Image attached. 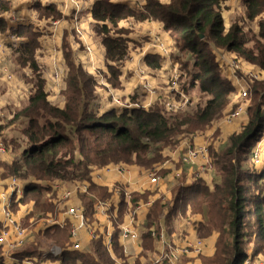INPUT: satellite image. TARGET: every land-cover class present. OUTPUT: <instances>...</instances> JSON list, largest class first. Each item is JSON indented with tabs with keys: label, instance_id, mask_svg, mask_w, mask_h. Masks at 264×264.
Wrapping results in <instances>:
<instances>
[{
	"label": "crops",
	"instance_id": "1",
	"mask_svg": "<svg viewBox=\"0 0 264 264\" xmlns=\"http://www.w3.org/2000/svg\"><path fill=\"white\" fill-rule=\"evenodd\" d=\"M2 1L7 2L9 8L0 12V125L5 128L0 134V141L6 148V154L0 155V233L2 229H8V244L18 241L16 228L26 230L27 237L26 245L22 246L24 248L16 250L13 257L24 256L22 253L39 255L48 248L42 245V238L57 246L49 235L53 232H69L74 221L67 211L74 207L84 211L86 222V227L79 230L83 245V251L80 253L90 251L92 242L96 241L90 236L92 229L99 238L108 241L109 246L105 248L114 264H170L163 260V256L170 252L178 256L175 264H214L212 261L216 254L219 234L214 231L208 235L200 234L199 227L206 223L201 214L188 210L185 215L178 213L177 217L166 220L168 209L174 202L176 186L189 187L201 181L212 190L214 185L220 182L214 166L210 173H203L202 178H199L201 172L198 171L197 165L201 164L200 161L183 165L179 156L172 154L181 147L180 140L173 148H163V160L150 169L124 164H110L109 171L103 170L104 167L94 168L86 180L89 182L87 194H72L67 201L62 199L63 192L72 190L74 181H21L16 178L18 187L14 191L10 186L12 177L3 167L4 164H11L16 157L12 143L20 139L15 138L17 132L23 133L27 126L24 117L15 119L14 115L28 105L39 81L44 82L47 101L52 106L63 108L70 72L69 63L81 66L93 77L99 116L109 111H124L119 106L110 104L111 97H117L122 104L127 102L124 105H130V97L135 93L138 95L136 103L153 102V105L158 107L161 104V91L151 94L145 91V88L159 87L162 82L164 86L168 79L178 85L173 98L179 100L180 96H184V101L178 104L175 113L182 111L187 104L192 105V99H187L180 84V59H183L184 54L175 56L174 42L164 31V23L153 20L136 21L131 16L115 18L112 21L107 18L97 21L93 17L95 0H76L77 8L73 6L72 0H0ZM171 1L106 0L108 4L124 7L134 13L142 12L151 2L168 5ZM244 1L220 0L224 33H227L231 24L240 17L239 12L242 11ZM76 27L81 28L82 37L75 34ZM101 27H105L108 33H97L96 30ZM13 30L17 31V35ZM104 38L125 44L123 60L115 62L106 59ZM29 44H34L33 59L37 72L31 69L29 63L19 60L22 51ZM154 59L159 67L156 70L150 66ZM221 59L222 55H215V62L220 65L221 74H229L231 77L232 74L227 68L230 63ZM223 63L225 69L222 67ZM112 73L116 75L115 84L110 81ZM233 95H236L235 89ZM229 107L230 102L221 110L223 117L212 120L203 130H216V138L221 140V145H226L232 134L239 133L234 131L238 122L225 120ZM196 141L200 143L201 138ZM210 151H213V147ZM255 151H259L258 167L261 171L264 168V144L260 149L257 145L253 146L251 154ZM210 159L212 160L211 156ZM248 163L251 167L250 161ZM115 165L123 166V172L118 173ZM149 170L155 171L159 178V184L155 188L149 183ZM99 176L101 179H98ZM31 183L42 188L45 193H42L39 204L35 199L26 198V186ZM104 200H111L113 205L105 216L96 213L94 208L96 202ZM169 200V207H164ZM146 203L150 205L137 214L133 222L134 227L130 226L136 230L138 238L133 241L121 239L119 225H129L128 214L132 207ZM156 203L161 204V212L153 225L147 228V217ZM114 237L116 238L113 242ZM198 241H201L200 247L197 246ZM63 242L65 247L68 246L69 237L65 236ZM187 243L190 244L189 253L183 254L182 250L186 249ZM252 252L251 246L244 264H264V248L255 256H252Z\"/></svg>",
	"mask_w": 264,
	"mask_h": 264
},
{
	"label": "trees",
	"instance_id": "2",
	"mask_svg": "<svg viewBox=\"0 0 264 264\" xmlns=\"http://www.w3.org/2000/svg\"><path fill=\"white\" fill-rule=\"evenodd\" d=\"M244 5V15L248 19L263 13L264 0H245ZM8 8L7 2H0V12ZM52 12L55 13L54 10ZM123 16H131L136 21L164 23V31L174 42L175 56L184 54L180 59L181 81L185 77L188 81L186 73L193 67L202 71L197 80L189 79V84H197L201 95L210 96L205 106L199 112L166 113L158 106L148 111L140 108L119 114L109 111L99 116L93 77L81 66L69 63L63 108L52 106L47 101L44 82L39 81L28 105L15 113L14 118L24 117L27 126L22 139L12 143L16 157L11 164L3 165L10 177L21 181H86L94 168L110 164L150 169L163 160V148L173 146L174 137L181 134L184 127L202 128L228 105L234 86L219 75L214 49L232 50L264 70V20L259 22V33L257 37L254 35L253 47L247 49L244 46L246 35L236 23H232L224 33L220 0H172L168 5L151 2L139 13L113 6L106 0H95V20L107 18L112 21ZM13 31L17 35V31ZM96 31L108 33L105 27ZM26 34L30 35L29 32ZM104 45L107 60L118 62L124 59L122 41L112 42L104 38ZM33 52L34 44H29L19 60L29 63L37 72ZM155 62L154 59L150 63L154 70L159 68ZM115 79L116 75L112 73V84H115ZM262 90L264 87L253 86L254 99L248 108V125L239 134L229 137L220 155H214L213 166L220 178L219 184H215L212 190L201 181L189 187L176 186L173 205L166 214L167 221L177 217L178 213L185 215L188 210L205 218V225L199 227L200 234L208 235L212 231L219 234L214 264H244L249 247L253 248L252 256L264 248V168L256 172L248 163L251 148L264 133ZM137 97L135 93L130 101L138 102ZM4 129L0 125V134ZM41 189L36 184H28L27 200L35 199L39 204L43 196ZM161 209L159 203L153 206L147 217V228L157 220ZM247 217L253 221L254 242L245 247L242 230L247 226ZM68 235V231L53 232L49 237L57 246L65 247L63 239ZM61 259L63 264H114L101 240L92 242L90 251L86 253L64 252Z\"/></svg>",
	"mask_w": 264,
	"mask_h": 264
},
{
	"label": "built area",
	"instance_id": "3",
	"mask_svg": "<svg viewBox=\"0 0 264 264\" xmlns=\"http://www.w3.org/2000/svg\"><path fill=\"white\" fill-rule=\"evenodd\" d=\"M74 7H78V2L73 1L72 2ZM232 65V64H231ZM233 67V65H232ZM233 84L234 89L236 90L237 94H243V96H246V93L248 91V85L245 82H238L236 78H233ZM175 85V84H174ZM114 105L119 106V108H122V110H131V109H143L145 111H148L147 106L143 104H130V105H124L120 102V100H113ZM176 107H173V105L170 102H167L165 107H162V111L166 113L175 112ZM123 111H117L116 113H121ZM242 109L236 110L233 112L229 119H236L241 115ZM261 137L263 138L262 143H264V133H262ZM197 139L195 137H191L189 139L182 140L181 147L179 150L174 151L172 154H177L179 156L180 162L183 165H191L194 164V162L200 161L201 164L197 165L198 171L201 172L199 175V178H202L203 173H210L211 170H213V161L210 159L209 152L210 148L213 147L210 143L202 141L200 143H197ZM261 141V140H260ZM260 146V143L258 144ZM257 147L260 149V147ZM258 153L259 151H255L252 153V159L256 161L258 159ZM6 154V148L3 145V143L0 141V155ZM111 165L104 166L103 170L109 171ZM115 169L118 173H122L124 170L123 166L115 165ZM254 171L259 172L260 169L256 168ZM149 183L152 185V187H157L159 184V178L155 171L149 170L147 172ZM98 179H101V176L98 177ZM10 186L14 188V191H16L18 187V182L16 178H11L10 180ZM89 188V182H72V190H67L63 192L62 199L64 201H67L72 194H87ZM150 203L146 204H136L132 207L131 211L128 214V222L129 225L126 224H120L119 225V235L120 238L123 240L133 241L138 238L137 232L135 229H131L130 226L134 227V221L137 216V214L145 207H148ZM113 205L111 200H104V201H98L95 204V212L98 214L108 215V211L112 209ZM68 214L71 216L72 220L74 221V224L70 226L69 229V244L68 246L64 248H59L57 246H51L48 250H43L40 252L39 255H28V256H21V257H13V255L16 252V248H20L23 246L25 238H26V230L16 228V234L18 241L15 244H8L6 238L8 237V229L4 228L1 230L0 233V247H5L3 249V252L0 256V264H63L61 256L64 252H82L83 251V245L82 240L79 235V230L86 227L85 222V216L84 211L80 208H74L71 207L68 209ZM10 218V217H9ZM90 236L93 240L101 239L99 238V235L94 232L92 229L90 231ZM107 237V235L105 236ZM102 240V239H101ZM104 246L108 248L109 244L108 241L102 240ZM197 246H201V241H198ZM190 244H186V249L182 250V253H189ZM163 260H166L170 264H175L178 261V256L170 252L169 254H166L163 256ZM161 261V260H159Z\"/></svg>",
	"mask_w": 264,
	"mask_h": 264
},
{
	"label": "rangeland",
	"instance_id": "4",
	"mask_svg": "<svg viewBox=\"0 0 264 264\" xmlns=\"http://www.w3.org/2000/svg\"><path fill=\"white\" fill-rule=\"evenodd\" d=\"M76 1V0H72ZM77 2V1H76ZM245 5L242 7V11L239 12L240 17L238 18V20L235 22L237 24V26L245 33V37H244V46L247 49H250L253 47V40H256V37L259 33V22L261 20H264V10L263 13L261 14L262 16L255 17L253 19H248L245 15ZM263 17V18H262ZM75 34H78V36L82 37L83 32L81 30V28L76 27L74 28ZM256 37H255V36ZM125 45V44H124ZM215 51V55H219L223 57V60H227L230 65L227 67L229 69V72H231L232 76L229 77V74H221L220 72V65H217V70L219 72V75L224 78L225 80H233V78H236V80L238 82H245L248 85V91L246 93V96H243V94H237V95H233L230 94L229 95V102H230V107L228 109V111L225 113V120L231 123L234 122H238V126L236 129H234V131L236 132H242V130L248 125L249 123V112H248V108L251 107L253 105V99H254V91H253V86H257L259 87H264V70H261L260 68L256 67L255 65L250 64L249 62L245 61L244 59H242L241 57H239L236 52L223 48V49H214ZM233 67H232V65ZM227 66V65H226ZM222 67L225 69V63L222 64ZM202 71H200L199 69L196 68H192L191 72L188 71L186 73L188 81L186 82V77L183 80L182 83V89L185 92V95L187 96V99L189 100L192 99L191 104L189 105L187 104L185 107H183L182 111H201L202 108L205 106L206 104V100L209 99L210 96H205V95H201L199 93L198 90V85L197 84H189V79L193 78L196 79L199 78L200 74ZM212 72H214V70H212ZM231 78V79H229ZM232 82V81H231ZM162 87V88H159ZM159 87H149L145 88L148 93L151 94H158L157 91H161V94L159 96L160 102L161 104H159L160 107H165L167 102H170L173 107H178V104L182 103L184 101V96H180L179 100H176L173 98V94H175L178 90V85H174L173 84V80L172 79H168V81L164 84L163 86V82ZM264 94V90L261 91L260 95ZM113 100H118L117 97H111V99L109 100L110 104L114 103ZM231 100V101H230ZM121 102V101H120ZM124 104H127V102H125ZM134 104V103H132ZM144 105L147 106L148 108L150 107L149 110L155 109L157 108L155 105H153V102L150 103H145ZM262 107L264 109V99L262 101ZM155 106V107H154ZM242 109L241 115L236 118V119H229V116L235 112L236 110ZM175 113V112H173ZM222 116L221 112L218 116H215L213 118L214 120H218L220 119ZM209 125V123L207 124ZM206 126V125H205ZM204 127L201 128V126H196V127H184L182 130V133L179 134L178 136L174 137L172 144H176L178 143V141H182L184 139H189L191 137H195L197 138H201V142L205 141L210 143L213 146V151L209 152V155L212 158V161H214V155H220V153L225 149V145H221V140L216 138V130L213 132L210 131H203ZM239 133H235L232 135H236ZM231 135V136H232ZM23 135L22 133H20V131L17 132V135L15 138L17 139H22ZM203 139V140H202ZM261 140V141H260ZM4 141V139H3ZM263 138L260 137V139L256 142L257 144H255L254 146L257 147L259 146L258 144L260 143V146L263 145L262 143ZM21 143V140H20ZM174 144V145H175ZM259 146V147H260ZM168 148H173L174 146H167ZM166 148V147H165ZM216 152V153H215ZM219 153V154H217ZM259 155V153H258ZM249 157V161L251 163V169L254 170L256 168H259V158L254 161L252 159L251 153L248 156ZM220 160V159H219ZM247 164V163H246ZM247 166V165H246ZM43 194H45L43 192ZM171 203V200H169V203L166 202V204L164 205V207H169V204ZM245 222L247 223V226L242 230V236H243V242H244V246L247 247V244L251 241L254 242V227L252 226L253 221L251 218L247 217L245 219ZM42 241V245L46 248L45 250H48L49 247L54 246L49 244L48 242H46L45 240H43V238L41 239ZM27 243V237L25 238L24 244L26 245ZM43 247V248H45ZM24 247H20V248H16L17 250H21ZM249 249H251V247H249ZM3 252V248L0 247V253Z\"/></svg>",
	"mask_w": 264,
	"mask_h": 264
},
{
	"label": "water",
	"instance_id": "5",
	"mask_svg": "<svg viewBox=\"0 0 264 264\" xmlns=\"http://www.w3.org/2000/svg\"><path fill=\"white\" fill-rule=\"evenodd\" d=\"M199 37H200V38H203V35H200Z\"/></svg>",
	"mask_w": 264,
	"mask_h": 264
},
{
	"label": "bare ground",
	"instance_id": "6",
	"mask_svg": "<svg viewBox=\"0 0 264 264\" xmlns=\"http://www.w3.org/2000/svg\"><path fill=\"white\" fill-rule=\"evenodd\" d=\"M264 144V143H263Z\"/></svg>",
	"mask_w": 264,
	"mask_h": 264
}]
</instances>
